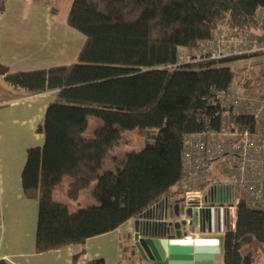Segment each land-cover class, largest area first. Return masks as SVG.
<instances>
[{"label": "trees", "instance_id": "1", "mask_svg": "<svg viewBox=\"0 0 264 264\" xmlns=\"http://www.w3.org/2000/svg\"><path fill=\"white\" fill-rule=\"evenodd\" d=\"M262 9L264 0H73L68 25L86 36L77 63L5 77L27 95L58 93L38 127L45 144L28 151L22 175L25 195L39 203L38 253L80 245L77 260L88 239L144 214L176 186L184 195L187 135L251 126L226 113L216 97L244 75L246 86L263 87L256 63L262 54L172 67L180 51L197 49L222 30L264 35ZM253 62L251 74L236 67ZM89 117L108 121L93 137L82 131ZM130 133L140 149L113 156V170L103 172L112 151L133 144ZM81 196L97 205L72 209L68 201ZM236 215L235 228L222 237L224 264H255L264 248V212L241 202Z\"/></svg>", "mask_w": 264, "mask_h": 264}, {"label": "crops", "instance_id": "2", "mask_svg": "<svg viewBox=\"0 0 264 264\" xmlns=\"http://www.w3.org/2000/svg\"><path fill=\"white\" fill-rule=\"evenodd\" d=\"M72 1L0 0V260L8 264H89L103 259L106 264H144L132 250L136 218L112 232L88 239L84 254L77 260L74 256L81 251L80 245L45 253L36 251L39 203L25 195L22 175L28 151L45 144V135L38 132V127L44 123L47 107L57 100L58 93L27 95L13 89L5 77L77 63L86 39L68 25ZM263 19L264 9L258 13V20ZM136 144L132 145L138 149L127 152L139 150L141 140ZM179 189L180 186L174 187L166 198L170 205L183 197V193L177 194ZM88 200L81 196L76 202H68L75 210ZM236 221L237 217H233L229 228ZM187 230L189 234L200 233L189 226ZM214 237L220 236L207 232L198 236ZM263 252L264 248L260 255ZM214 264H224L222 253Z\"/></svg>", "mask_w": 264, "mask_h": 264}, {"label": "built area", "instance_id": "3", "mask_svg": "<svg viewBox=\"0 0 264 264\" xmlns=\"http://www.w3.org/2000/svg\"><path fill=\"white\" fill-rule=\"evenodd\" d=\"M259 53L256 62L264 76V35L252 30H222L211 41L194 50L180 51L176 64ZM247 77L237 78L217 94L216 104L226 113L251 120L246 129L199 132L183 142V182L186 191L179 202L184 211L196 214L194 229L224 237L237 207L264 212V86H246ZM206 211V219L201 212ZM192 224V219H187ZM232 226V225H231ZM234 225L232 228L234 229ZM198 232L190 236L198 238Z\"/></svg>", "mask_w": 264, "mask_h": 264}, {"label": "water", "instance_id": "4", "mask_svg": "<svg viewBox=\"0 0 264 264\" xmlns=\"http://www.w3.org/2000/svg\"><path fill=\"white\" fill-rule=\"evenodd\" d=\"M206 216L202 211L201 217ZM195 219L191 209L184 211L179 203L170 205L165 199L136 218L135 254L144 264H214L220 260L223 238L190 236L187 226L195 228Z\"/></svg>", "mask_w": 264, "mask_h": 264}, {"label": "rangeland", "instance_id": "5", "mask_svg": "<svg viewBox=\"0 0 264 264\" xmlns=\"http://www.w3.org/2000/svg\"><path fill=\"white\" fill-rule=\"evenodd\" d=\"M73 3V1H72ZM80 33V35H83L81 32L78 31V34ZM84 36V39H86V36ZM86 41V40H85ZM254 64V62H253ZM250 65V64H248ZM245 63H241L240 66H237V68L239 69H246V71L250 72V74L255 71V66L254 65H250L248 66ZM254 66V67H251ZM255 86H259V82H255L254 83ZM108 121L100 119V118H96V117H89L88 120L82 125V131L86 136H93L94 132L96 131V129L100 128V127H104L107 126ZM129 138H132V140H134L132 143L133 145H137L136 143H138V137L134 136V135H128ZM134 137V138H133ZM133 145H130L128 147H121V148H116L114 151H112L109 156L105 159L104 165H103V172H106L108 170H113V162H112V158L113 156H119L121 154H124V152H127L129 150H133V149H137V147H134ZM96 201L90 199L87 202H85L83 205H81V207H88V206H95ZM256 264H264V252L263 255H259L258 257H256Z\"/></svg>", "mask_w": 264, "mask_h": 264}]
</instances>
